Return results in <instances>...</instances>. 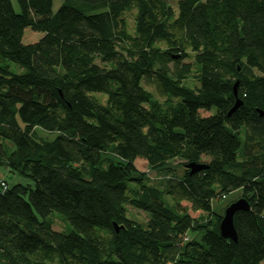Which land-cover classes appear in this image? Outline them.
<instances>
[{"label": "trees", "instance_id": "obj_1", "mask_svg": "<svg viewBox=\"0 0 264 264\" xmlns=\"http://www.w3.org/2000/svg\"><path fill=\"white\" fill-rule=\"evenodd\" d=\"M54 1L0 0V264L264 262V0ZM177 158L208 167L175 178ZM234 190L235 242L211 209Z\"/></svg>", "mask_w": 264, "mask_h": 264}, {"label": "rangeland", "instance_id": "obj_2", "mask_svg": "<svg viewBox=\"0 0 264 264\" xmlns=\"http://www.w3.org/2000/svg\"><path fill=\"white\" fill-rule=\"evenodd\" d=\"M13 3H14V6H16L14 0H12ZM65 0H55L54 1V4H53V7H52V10L55 11L58 6L60 4H62ZM176 1L177 0H174V2H171L170 5L172 7V9L175 11H177L176 9ZM134 16H135V10H131L127 13H125V19H126V24H127V30L130 34H133V31H134ZM42 33H39V32H33L30 28H26L24 30V34H23V37H22V42L24 44H28V43H33V42H36L39 38L42 37ZM160 48H163V45L162 44H159L158 45ZM192 61V55L190 54V58L188 59H184L183 62H186V63H190ZM14 66V65H12ZM184 85L188 86V87H194L195 85H197V82L194 80V79H187L184 83ZM147 90L149 91H152L153 89L152 88H146ZM96 96V94H95ZM97 98L100 100V102L102 104L105 103L106 101V98L101 96V95H98ZM162 101V100H160ZM200 115H211L214 113V111H210L209 113L208 112H204V111H200L199 112ZM34 133H35V136L37 138H40L42 140H47V141H50L51 139L54 138L55 134L54 133H47V132H44L40 129H35L34 130ZM103 156H107L109 158H111L114 162H116V158L113 156V155H110V154H104ZM202 162H205L203 159H201L199 161V163H202ZM187 163V162H186ZM185 161L183 160H180V159H174V160H171L169 161L168 163V166L172 169V174L175 178H178L182 175L183 173V170H185ZM134 165L136 167V169L142 173H145V175L149 178L150 182L152 184H156V185H162L163 184V181H164V177H163V172H157L155 170H152L150 169L147 164L145 163V161H143L142 159H136L135 162H134ZM7 179L10 181V175L8 176L7 175ZM19 180H17L15 178V182H17ZM242 194V191L241 190H234L232 192H229L227 194H224L220 197H217V198H214L212 201H211V209H212V212L215 214V215H219V216H222L223 213H224V210L226 209V207L228 205H230L232 202L236 201L237 199L241 198ZM164 200H165V203L166 205L169 206V202H171V199L170 197L168 196H164ZM127 216L128 218L134 220L135 222L137 223H140V224H145L148 220V217L147 215L142 212V211H139V210H136V209H133L132 207H127ZM50 221L52 222V229L54 231H57V232H61V233H64V234H67L71 231V226L69 225V223L64 219L62 218L60 215H58L57 213H52V215L50 216ZM201 233L200 231H192V230H189L187 233H186V236L188 239L190 240H196V241H200V237H201ZM262 264H264V262H262Z\"/></svg>", "mask_w": 264, "mask_h": 264}, {"label": "water", "instance_id": "obj_3", "mask_svg": "<svg viewBox=\"0 0 264 264\" xmlns=\"http://www.w3.org/2000/svg\"><path fill=\"white\" fill-rule=\"evenodd\" d=\"M237 87L238 81H235L232 87L235 102L229 114L242 105V101L237 96ZM259 115L262 116V113L259 112ZM184 167L186 170H188L189 174H195L199 171L207 169L208 166L205 163L189 162L186 163ZM248 209L249 203L246 201V199L243 198H239L236 201L232 202L230 205H228L224 210V213L218 225V231L220 236L235 242L236 234L233 227V216L238 211H247ZM114 229L116 232H118V227L115 224Z\"/></svg>", "mask_w": 264, "mask_h": 264}, {"label": "crops", "instance_id": "obj_4", "mask_svg": "<svg viewBox=\"0 0 264 264\" xmlns=\"http://www.w3.org/2000/svg\"><path fill=\"white\" fill-rule=\"evenodd\" d=\"M262 264V263H261Z\"/></svg>", "mask_w": 264, "mask_h": 264}]
</instances>
